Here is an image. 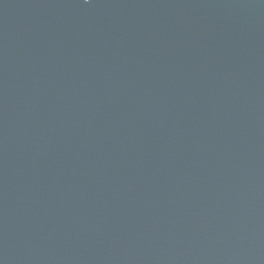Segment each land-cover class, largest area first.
<instances>
[{
    "label": "water",
    "instance_id": "obj_1",
    "mask_svg": "<svg viewBox=\"0 0 264 264\" xmlns=\"http://www.w3.org/2000/svg\"><path fill=\"white\" fill-rule=\"evenodd\" d=\"M0 264H264V0H0Z\"/></svg>",
    "mask_w": 264,
    "mask_h": 264
}]
</instances>
